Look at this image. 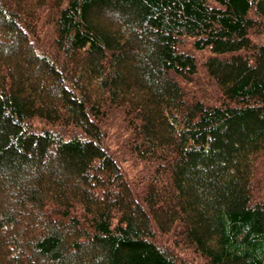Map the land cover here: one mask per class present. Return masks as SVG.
Here are the masks:
<instances>
[{
    "label": "trees",
    "instance_id": "16d2710c",
    "mask_svg": "<svg viewBox=\"0 0 264 264\" xmlns=\"http://www.w3.org/2000/svg\"><path fill=\"white\" fill-rule=\"evenodd\" d=\"M0 264H264V0H0Z\"/></svg>",
    "mask_w": 264,
    "mask_h": 264
},
{
    "label": "rangeland",
    "instance_id": "374dc122",
    "mask_svg": "<svg viewBox=\"0 0 264 264\" xmlns=\"http://www.w3.org/2000/svg\"><path fill=\"white\" fill-rule=\"evenodd\" d=\"M107 15H103V16H101V17H99V18H96V19H94V20H92L93 21V23L95 24V22L96 23H98V21H101V22H103V23H106L107 22ZM52 166H60V164H59V162H55V163H53L52 164Z\"/></svg>",
    "mask_w": 264,
    "mask_h": 264
}]
</instances>
